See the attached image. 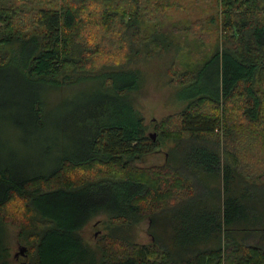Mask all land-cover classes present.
<instances>
[{
  "label": "trees",
  "instance_id": "trees-1",
  "mask_svg": "<svg viewBox=\"0 0 264 264\" xmlns=\"http://www.w3.org/2000/svg\"><path fill=\"white\" fill-rule=\"evenodd\" d=\"M182 1L0 0V46L17 42L11 53L0 51V68L14 67L25 81L58 84L69 69H90L93 77L107 33L126 40L131 57L143 47L175 50L180 59L167 71L176 85L216 72L154 124L153 137L120 97L136 85L139 69L130 59L109 65L112 58L98 75L116 116L93 128L84 154L22 177L0 164V226L3 211L26 216L19 232L31 242L24 250L30 257L21 264H264V183L238 169L246 134L264 136V0H214L204 26L213 24L218 36L196 59L179 35L194 20L168 26L147 19ZM41 103L36 97L38 110ZM163 138L176 140L163 164H135ZM99 211L108 215L107 231L92 246L80 229ZM145 215L151 238L139 242L133 225ZM4 250L0 241V264H10Z\"/></svg>",
  "mask_w": 264,
  "mask_h": 264
},
{
  "label": "rangeland",
  "instance_id": "rangeland-1",
  "mask_svg": "<svg viewBox=\"0 0 264 264\" xmlns=\"http://www.w3.org/2000/svg\"><path fill=\"white\" fill-rule=\"evenodd\" d=\"M216 9L214 0H198L196 3L192 0H184L179 6H168L162 10V13L151 10L153 14L147 15V19L161 20L168 26L175 22L186 24L189 20H194V23H190L192 28L186 30L187 32L180 30L179 35L185 46L184 53L192 49L189 55L196 59L206 50L208 44L216 41L217 28L213 29L212 24V29L207 31L204 26ZM88 24L90 26L91 22ZM94 28L96 30V27ZM91 40L94 38L89 39ZM103 40L107 49L98 50L99 63L96 60L92 72L96 75H92L93 77L88 76L90 69L86 71L69 69L58 77L62 80L58 84H44L25 81L23 75L12 66L6 69L0 68L3 69L0 70V164L8 167L17 177H22L28 172L48 173L62 156L84 154L86 140L93 128L115 118L116 107L108 99V94H112L108 82L107 80L106 83L104 82L103 75H98L106 67L102 65L112 58L114 59L109 65L130 59L128 66L139 69L136 85L128 88L126 94L120 97L129 101L134 112L142 116L145 133L154 136L158 135L159 131L154 127L156 122L179 111L186 103L185 97L215 79L216 72L210 68L203 75L204 83L176 85L170 81L167 71L173 58L180 59L181 55L177 56L175 50L147 52L148 48L143 47L131 57L129 43L126 40L122 41L120 35L109 37L107 33ZM198 43L202 44V48H198ZM16 44L17 42H12L2 45L0 51L5 49L11 53ZM149 47H152V44ZM36 97L42 100L39 110L34 104ZM243 141L245 146L240 155L241 162L238 169L244 174L249 173L250 177L254 176L257 184H262L264 183V145L262 144L264 136L257 134L250 137L246 134ZM175 144L176 140L163 138L156 151L144 154L135 161V164L161 165L167 158V151ZM81 171L83 170H79ZM249 179L247 178V181ZM3 212L4 217L6 216L5 222H2L3 228L0 226V241L2 248L5 249L3 253L10 264H21L30 257L24 254V250L31 245V242L19 232L26 219L25 213L21 210L20 213L15 211L11 216L6 211ZM107 218V213L102 211L92 215L80 229L82 239L92 246L96 245L97 238L107 231L105 226ZM148 225L147 215L135 222L133 225L135 240L139 242L150 240ZM257 237L256 233L249 235L251 241Z\"/></svg>",
  "mask_w": 264,
  "mask_h": 264
},
{
  "label": "water",
  "instance_id": "water-1",
  "mask_svg": "<svg viewBox=\"0 0 264 264\" xmlns=\"http://www.w3.org/2000/svg\"><path fill=\"white\" fill-rule=\"evenodd\" d=\"M152 136L155 137L154 134H152Z\"/></svg>",
  "mask_w": 264,
  "mask_h": 264
}]
</instances>
